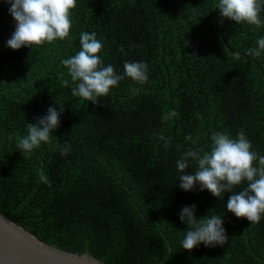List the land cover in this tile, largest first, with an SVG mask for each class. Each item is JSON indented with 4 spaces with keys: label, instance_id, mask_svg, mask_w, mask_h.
<instances>
[{
    "label": "trees",
    "instance_id": "trees-1",
    "mask_svg": "<svg viewBox=\"0 0 264 264\" xmlns=\"http://www.w3.org/2000/svg\"><path fill=\"white\" fill-rule=\"evenodd\" d=\"M217 3L76 0L68 38L14 50L7 41L16 21L0 0V211L50 245L104 264H264V216L251 223L226 206L246 181L222 199L179 187L176 161L189 149L208 151L215 132L235 139L242 129L264 156V53L247 55L264 25L221 24ZM82 32L97 33L104 64L117 73L126 61L146 62L147 83L126 77L97 104L74 97L61 61L80 50ZM51 106L64 108L51 143L22 154L15 135ZM172 110L179 115L164 120ZM161 134L171 137L168 148ZM58 145L70 153L61 156ZM192 204L197 218L222 216L225 245L182 248L179 213Z\"/></svg>",
    "mask_w": 264,
    "mask_h": 264
},
{
    "label": "clouds",
    "instance_id": "clouds-1",
    "mask_svg": "<svg viewBox=\"0 0 264 264\" xmlns=\"http://www.w3.org/2000/svg\"><path fill=\"white\" fill-rule=\"evenodd\" d=\"M11 6L10 15L16 21L15 31L7 41V46L17 50L21 47L40 46L64 40L69 37L72 28L71 10L76 7V0H5ZM215 8H219L221 24L224 18L236 23H247L260 28L264 25L260 13L264 10V0H218ZM189 42L184 41V46ZM80 50L75 55L63 59L61 63L67 68L71 81H62L65 87H71L74 97H81L97 104L101 97H107L110 89L119 85L126 77L137 84L148 81V64L143 61H126L123 74L117 73L112 64L105 65L101 57L104 51L103 42L97 38L96 32L80 33ZM264 53V37L256 40V47L249 48L247 55L259 57ZM132 93L140 91L130 88ZM64 108L51 106L47 113L38 118L36 123H28L27 134L15 135V147L22 154L31 153L42 143H51V136L60 126V116ZM179 115L175 110L167 113L163 119L169 120ZM9 139H13L12 135ZM165 148L171 144L163 134L159 136ZM192 140L191 134L185 137ZM60 155L71 151L70 145L57 146ZM179 148V145L177 146ZM252 144L241 129L235 139L227 133L215 132L211 136L208 151L189 149L176 161L179 176V187L185 191L195 190L199 185L201 191L208 190L213 196L223 198L225 192H234L235 186L247 182V186L234 192L227 200V210L238 218H247L251 223H259L264 216V156L251 151ZM196 162L194 174H186L189 161ZM41 183L51 187V181L43 168L39 169ZM196 205L184 206L179 213L187 231L181 240V246L191 251L201 243L205 247L223 246L228 241L222 216L211 212V215L197 218ZM10 219V218H9ZM87 253V252H84ZM78 254V253H76ZM83 254V253H81ZM80 254V255H81ZM89 254V253H88Z\"/></svg>",
    "mask_w": 264,
    "mask_h": 264
},
{
    "label": "water",
    "instance_id": "water-1",
    "mask_svg": "<svg viewBox=\"0 0 264 264\" xmlns=\"http://www.w3.org/2000/svg\"><path fill=\"white\" fill-rule=\"evenodd\" d=\"M238 55V54H237ZM0 264H104L50 245L0 211Z\"/></svg>",
    "mask_w": 264,
    "mask_h": 264
}]
</instances>
